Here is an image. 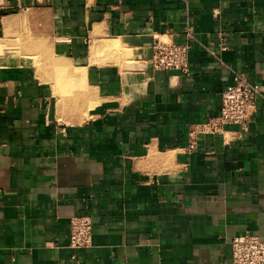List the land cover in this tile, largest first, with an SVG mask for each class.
Listing matches in <instances>:
<instances>
[{
	"label": "crops",
	"instance_id": "obj_1",
	"mask_svg": "<svg viewBox=\"0 0 264 264\" xmlns=\"http://www.w3.org/2000/svg\"><path fill=\"white\" fill-rule=\"evenodd\" d=\"M4 30L0 264H232L233 236L264 239V0H0ZM89 37L134 65L91 62ZM155 38L187 42L188 74L151 67ZM236 73L258 89L246 124L190 149ZM56 92L88 116L60 121ZM74 215L91 217L87 247L69 246Z\"/></svg>",
	"mask_w": 264,
	"mask_h": 264
},
{
	"label": "built area",
	"instance_id": "obj_2",
	"mask_svg": "<svg viewBox=\"0 0 264 264\" xmlns=\"http://www.w3.org/2000/svg\"><path fill=\"white\" fill-rule=\"evenodd\" d=\"M188 50L187 42L178 43L170 39L155 38L151 44V67L188 74ZM257 92L258 89L247 77L236 73L233 83L221 93L219 113L189 132L192 141L188 147H194L195 133H217L228 123L244 126L250 117ZM69 225L70 247L80 248L91 244L93 225L89 215L71 216ZM230 245L232 264H264V239L259 236L251 233L235 235L231 238Z\"/></svg>",
	"mask_w": 264,
	"mask_h": 264
},
{
	"label": "rangeland",
	"instance_id": "obj_3",
	"mask_svg": "<svg viewBox=\"0 0 264 264\" xmlns=\"http://www.w3.org/2000/svg\"><path fill=\"white\" fill-rule=\"evenodd\" d=\"M4 10H6V9H4ZM7 13H8V11H7ZM11 13H15V12H11ZM8 14H10V13H8ZM25 24L26 25H23L22 28L19 26L18 29H24L27 27L29 29L32 28L33 24L32 25H31V23H25ZM34 26L38 27V29L36 30L37 35L40 37H43L45 39V41L48 43V45L53 50V48H54L53 44L55 43V41H54V37H53L52 32H51L50 24H48L47 22H45V23L39 22L37 24H34ZM1 33H2V35H1ZM6 33L7 32L5 30L3 32H0V36H2V38H4L7 35ZM104 36H107V35H104ZM91 38L92 37L87 38V41H86L87 47L89 46V44L91 42ZM117 45H118V43L114 40L112 45L105 46L96 53L92 52L91 49H89L90 61L93 63H95V62H98V63L109 62L111 60L110 58H111L112 52H113L114 56H116L117 58H120L123 61L122 63H120V62L116 63L121 67V69H123L124 67L129 68L130 66H133L134 65L133 57H131V60L129 62V60H128L129 55H128L127 51L123 50V48L120 47V49L114 53V51H116ZM2 50H3V48H2ZM2 50L0 48V52H2ZM24 50L30 51L31 49L25 48ZM41 50L42 49H40L39 51H41ZM12 53H15V52H12ZM6 55H8V54H6ZM46 55H47V53H46ZM120 55H121V57H118ZM40 61H41V59H40ZM14 66H18V65H14ZM74 66L77 67V65H75V64H74ZM3 67H5V66L3 65ZM34 67L38 68L41 71V73L37 72V75L39 74L38 76L35 74L36 77H39L38 78L39 80H42V81L47 80V81H50L51 83L54 82V84L56 83L58 85L62 84L63 75L60 72H58V74L56 76V74L54 73V68H52L51 65L47 64L46 62H38V64H36V63L34 64ZM60 76H61V78H60ZM56 91H59V90H56ZM54 94L56 96V97H54V100L56 98L57 116L60 119V121L72 122V118H75V117H78L76 121H81L85 117L88 116V113L80 114L82 107L80 106V103L77 104L79 99H80L78 95L69 96L67 94H58V92H56ZM73 100H75V101L72 102ZM87 102H88V106L90 103H92V101H89V99L87 100ZM74 104H76V105H74ZM89 108H91V107H89ZM78 114H79V116H77Z\"/></svg>",
	"mask_w": 264,
	"mask_h": 264
},
{
	"label": "bare ground",
	"instance_id": "obj_4",
	"mask_svg": "<svg viewBox=\"0 0 264 264\" xmlns=\"http://www.w3.org/2000/svg\"><path fill=\"white\" fill-rule=\"evenodd\" d=\"M113 40L112 39H107V40H100L96 37H92V41L90 43V49L92 52H98L100 49H102L103 47L105 46H109V45H112L113 44ZM65 102V101H64ZM95 103L92 102L89 104V106L87 105L86 107L89 108V107H92ZM76 105V104H74ZM86 114V110L85 111H80V114Z\"/></svg>",
	"mask_w": 264,
	"mask_h": 264
}]
</instances>
